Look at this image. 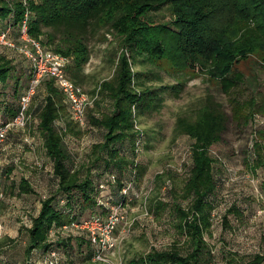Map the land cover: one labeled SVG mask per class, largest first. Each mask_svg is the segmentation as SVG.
<instances>
[{
  "label": "trees",
  "instance_id": "obj_1",
  "mask_svg": "<svg viewBox=\"0 0 264 264\" xmlns=\"http://www.w3.org/2000/svg\"><path fill=\"white\" fill-rule=\"evenodd\" d=\"M164 4L172 6L174 19L156 22L150 11ZM26 14L33 37L40 39L46 48L72 58L68 73L79 84L92 56L91 38L98 36L106 41L111 34L119 42L118 53L112 59L114 74L100 82L102 96L95 100L96 108L93 105L88 109L90 126L87 128L98 127L102 138L93 144L87 163L78 167L67 144V136L79 134L81 130L75 128L79 124L72 118L69 102L54 79L46 78L39 85L44 84L46 89L40 94L37 88L29 109L30 113L34 112L32 104L39 99L35 107L38 128L53 161L57 184L54 193L41 199L40 211L32 217L31 225L25 226L29 237L26 255L33 259L36 254L35 264H41L58 248L51 233L56 230L60 237L61 231L67 230V238H59L57 245L68 246L74 241L73 249L82 253L87 249L88 258L108 264L95 259L96 248L89 233L76 228L74 223L92 214L107 216L110 212L107 202L121 204L125 212L131 201L129 189L127 193L123 190L128 188L127 173L137 169L140 172L141 168L136 159L141 149L138 118L153 112L162 97L157 88L146 83L154 77L148 74L146 65L178 74V82L163 85L161 91L175 92V89L179 94L189 77L203 71L213 75L224 92L231 93L245 77L240 72L233 75L237 64L264 52V0H0V34L10 27L9 38L17 47L3 44L7 50L0 53V125L19 113L21 97L29 85L21 82L15 64L16 52L23 56L18 46L22 42L21 26ZM31 75L30 66L28 79ZM11 79L15 80L14 95L6 90ZM104 100H109L111 107L101 111ZM68 113L70 119L65 125H58L57 121ZM257 114H264V100L256 96L246 102L234 98L230 116L224 105L213 94H208L194 118L179 116L180 131L194 139L192 165L182 192L189 204L185 206L177 199L171 205L175 227L185 236V245L153 247L131 258L127 264H209L211 251L205 233L212 225L211 196L217 188L216 159L210 148L222 140L230 117L249 124ZM261 141H255L253 154L246 159L255 171L264 170V141ZM15 186L12 184V189ZM18 188V195L37 193L26 176L22 177ZM64 200L66 206L61 207L60 202ZM75 203L80 204V209H91V213L87 216L74 213ZM169 205L160 200L157 208ZM230 212L242 214L236 205ZM40 254L46 258L38 262ZM263 262L264 253H257L244 263L229 261L227 264ZM28 264L34 263L28 261Z\"/></svg>",
  "mask_w": 264,
  "mask_h": 264
},
{
  "label": "rangeland",
  "instance_id": "obj_2",
  "mask_svg": "<svg viewBox=\"0 0 264 264\" xmlns=\"http://www.w3.org/2000/svg\"><path fill=\"white\" fill-rule=\"evenodd\" d=\"M172 9L171 5L164 4L150 11V14L156 22H169L174 19ZM3 44L5 43L0 40V53L7 50ZM118 44L111 34L106 41L98 36H93L89 41L92 56L85 65L81 85L96 100L102 96L99 92L100 82L114 74L112 59L118 53ZM70 61H73L71 57ZM15 64L21 82L27 85L30 81L29 60L17 51ZM235 68L233 75L240 72L245 77L231 93L224 92L221 83L213 75L200 71L196 72V77H189L184 89L176 94L175 89V92L161 91L160 87L176 84L178 74L146 65L148 74L154 76L146 83L157 88L162 97L153 112L138 118L141 149L137 152L136 159L141 168L140 172L138 169L129 171L125 179L131 201L125 207L126 219L120 223L116 232L117 244L111 254V264H127L131 258L153 247L185 245V236L175 227V214L171 205L177 199L182 200L185 206L189 204L188 200L183 199L182 192L192 165L194 139L180 131L177 120L179 116L194 118L208 94H213L230 116L234 98L242 102L253 96L264 100V52L242 60ZM251 79L256 81L251 82ZM14 82L11 79L6 88L10 95L15 93ZM38 89L41 94L46 87L43 84ZM37 104L39 99L32 104L34 112L31 113L26 128L9 135L6 144L9 145L10 155L4 154L0 164V187L4 192L0 202V264H28V261L35 264L36 254L32 259L25 252L29 238L25 226L31 225L32 217L41 208V199L54 193L57 184L53 174V161L41 151L43 138L35 113ZM101 105L100 110L105 111L110 109L111 102L104 100ZM68 119L69 113L57 123L65 125ZM75 128L81 132L69 134L66 140L74 155L75 164L80 167L91 158L93 144L102 138V131L98 127L77 125ZM261 132H264V114L255 115L249 124L239 123L230 117L222 140L210 148L211 155L216 159L217 188L211 196L214 203L212 225L205 233L211 251V255H208L211 259L209 264H227L229 261L244 263L253 255L264 253V170L258 168L255 171L246 161L253 154L255 141H264ZM26 137L31 142L26 141ZM16 158L18 159L14 160ZM10 166L13 169L7 176ZM23 176L28 177L37 193L18 195V187L12 189L11 181L15 180L18 185ZM160 200L167 201L170 205L159 209L157 205ZM79 205L75 203L74 213H82L83 216L91 213V209H80ZM233 205L241 210L240 216L230 212ZM60 206H66V200L61 201ZM61 233L60 237L56 230L51 233V239L56 241L58 247L55 252L61 264H100L88 258L87 249L83 253L77 248L73 249L74 241H70L68 246L57 245L59 238H67L69 231ZM42 256L43 254L38 256V262L46 258Z\"/></svg>",
  "mask_w": 264,
  "mask_h": 264
},
{
  "label": "built area",
  "instance_id": "obj_3",
  "mask_svg": "<svg viewBox=\"0 0 264 264\" xmlns=\"http://www.w3.org/2000/svg\"><path fill=\"white\" fill-rule=\"evenodd\" d=\"M29 15L21 26V44L19 50L31 63L32 75L29 81L26 93L21 97L19 113L9 122L0 125V144H3L13 128H26L31 113L29 112L33 97L39 85L46 79H54L56 85L65 94L71 110L72 118L82 127H88V109L95 103V96L91 95L81 84L75 82L68 73V64L70 57L53 49L46 48L42 41L33 37L29 32ZM11 28H7L0 34L2 43L10 46H16L15 42L9 38ZM30 141L29 137L25 138ZM127 193L128 188L123 190ZM4 197V192L0 187V202ZM110 212L102 217L98 214H92L86 217L82 222L74 223L76 228L84 229L89 233V237L96 248L95 259L104 263L111 264V254L116 248V232L120 223L125 221L126 216L122 210L121 204H110ZM2 225L0 224V230ZM41 264H61L55 251Z\"/></svg>",
  "mask_w": 264,
  "mask_h": 264
},
{
  "label": "crops",
  "instance_id": "obj_4",
  "mask_svg": "<svg viewBox=\"0 0 264 264\" xmlns=\"http://www.w3.org/2000/svg\"><path fill=\"white\" fill-rule=\"evenodd\" d=\"M31 63H29V65H30ZM31 66V65H30ZM20 129L21 128H13L10 132H9V135L12 133V134H16V132H18V131H20ZM9 135H8V138H9ZM8 138H7V140H8ZM43 138V137H42ZM7 140L3 143V144H0V164H2V162H3V155L5 154V155H10L9 153H10V148H9V145L7 146V144H6V142H7ZM43 146V148H42V152H45L46 154H47V151H46V148H45V146H44V142H43V144H42ZM48 155V154H47ZM18 158H16V159H14V160H17ZM13 160V159H12ZM10 168H11V166L10 167H8V169H7V172H6V174H7V176L9 175V172H10ZM22 179V178H21ZM21 181V180H20ZM11 183L12 184H14L15 183V185L17 184V182H15V180H13V181H11ZM20 183V182H19ZM19 183H18V185H19ZM18 185H16L17 187H18ZM19 189V188H18ZM39 211H40V207H39V210H38V213H39ZM37 213V214H38ZM36 214V215H37Z\"/></svg>",
  "mask_w": 264,
  "mask_h": 264
}]
</instances>
